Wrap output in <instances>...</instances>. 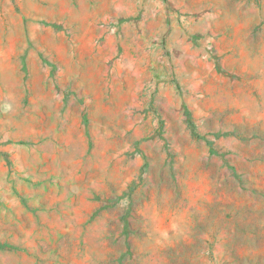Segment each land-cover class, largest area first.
<instances>
[{"label": "rangeland", "instance_id": "1", "mask_svg": "<svg viewBox=\"0 0 264 264\" xmlns=\"http://www.w3.org/2000/svg\"><path fill=\"white\" fill-rule=\"evenodd\" d=\"M0 264H264V0H0Z\"/></svg>", "mask_w": 264, "mask_h": 264}]
</instances>
